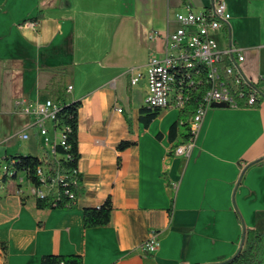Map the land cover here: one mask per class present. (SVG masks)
Masks as SVG:
<instances>
[{
	"label": "crops",
	"instance_id": "0c3cea01",
	"mask_svg": "<svg viewBox=\"0 0 264 264\" xmlns=\"http://www.w3.org/2000/svg\"><path fill=\"white\" fill-rule=\"evenodd\" d=\"M223 1L231 19L216 38L221 49L235 51L225 65L256 86L264 81V0ZM209 4L0 0V126L20 129L19 139L27 133L44 155L38 130L15 104L52 101L47 86L62 72L66 95L81 102L82 176L73 209H38L32 196L22 205L15 181L6 182L0 264H40L49 254L82 255L84 264H221L242 248L245 229L264 232V104L211 107L190 157H179L173 151L183 130L175 141L169 136L179 111H163L145 126L139 110L147 81L132 85L128 73L145 75L149 59L164 55L177 13ZM123 141L134 145L119 151ZM13 154L38 156L8 145L0 159ZM108 197L109 226L85 229L83 209ZM153 233L158 249L147 254L142 245Z\"/></svg>",
	"mask_w": 264,
	"mask_h": 264
},
{
	"label": "built area",
	"instance_id": "2783aa9c",
	"mask_svg": "<svg viewBox=\"0 0 264 264\" xmlns=\"http://www.w3.org/2000/svg\"><path fill=\"white\" fill-rule=\"evenodd\" d=\"M210 2L211 4L201 11L196 12L191 5H187L185 13L176 14L178 28L168 35L164 55L152 56L149 59L145 75L134 74L132 70L128 72L132 85H137L142 78H146L148 94L145 104L162 111H180L190 101L194 92H203L196 114L189 122V141L179 144L173 151L174 155L179 157H190L203 118L213 104L224 103L232 108H239L242 102L249 108L258 103L264 104L262 92L248 83L234 66L225 65V59L229 56L233 59L235 51L232 46L221 49L216 34L226 27L231 15L223 0ZM238 60L242 62L244 56L239 55ZM227 78H231L232 83H229ZM71 89L72 87H69L68 91ZM15 106L30 119L31 127L38 130L49 155L55 160L58 159L56 146L64 144L63 131L56 129L59 106L51 100L17 101ZM117 111L122 113L123 110L118 108ZM20 139L28 140L29 135L21 134ZM14 174L5 160L0 159V190L5 189L7 182L2 181L1 177L8 175L9 181L13 180ZM37 176L43 183L50 179L52 183L49 190L53 191H57V180L63 177L53 173L47 165L38 168ZM17 180L19 183H25L22 176ZM45 187L31 185L27 194L34 198H44L48 191ZM18 193L23 194V191L19 190ZM157 249L158 238L157 234L153 233L142 245V250L147 254H154Z\"/></svg>",
	"mask_w": 264,
	"mask_h": 264
},
{
	"label": "trees",
	"instance_id": "16d2710c",
	"mask_svg": "<svg viewBox=\"0 0 264 264\" xmlns=\"http://www.w3.org/2000/svg\"><path fill=\"white\" fill-rule=\"evenodd\" d=\"M62 72H57L49 82L47 88L51 91L52 101L57 103L59 111L56 115V129L63 131V145L56 146V155L58 159L52 158L49 153L45 152L42 158L34 155L15 154L5 156L3 160L13 171V180L17 191L22 190L21 204L24 205L27 198L29 186L41 187L46 186L47 195L44 198H35L38 209H73L77 207L78 196L82 191V176L78 170V161L80 153L78 150V127H79V110L80 101H72L66 95L65 83ZM232 83L231 78H227ZM256 88L264 95V81H260ZM203 93V92H202ZM202 93L196 91L186 106L179 111L178 120L170 128L169 136L171 141L178 138V131L183 130L181 134V143L189 141V122L196 114ZM260 103L253 107L259 106ZM239 108H249L241 103ZM159 108L148 107L146 104L140 108V120L145 126H148L154 119L162 114ZM134 145L133 142L123 141L117 149L123 151ZM120 159H118V162ZM42 165H47L53 173L60 174L63 177L57 180V191L49 190L52 181L49 179L43 183L37 176V170ZM24 175L25 183H19V176ZM8 175L1 177L2 181H8ZM26 186V188H25ZM5 190L8 187L5 186ZM3 191V190H2ZM3 191V192H4ZM113 211L111 198L108 197L99 207H86L83 209V225L85 229L107 227L111 222ZM4 250H6V245ZM40 264H84L82 255H44ZM221 264H264V232L256 229H245L242 241V248L229 260Z\"/></svg>",
	"mask_w": 264,
	"mask_h": 264
},
{
	"label": "rangeland",
	"instance_id": "374dc122",
	"mask_svg": "<svg viewBox=\"0 0 264 264\" xmlns=\"http://www.w3.org/2000/svg\"><path fill=\"white\" fill-rule=\"evenodd\" d=\"M192 1H195V0H192ZM19 130L20 129L8 131V128H5L4 126H0V152L1 150L4 149L5 146L13 145V146H16L17 149L22 152H29V151L35 152L36 154H38L40 158H42L43 157L42 150L40 149L39 146H35L33 140H30V139L22 140V139H19L18 135L16 136V133ZM7 138H9V140L7 142H4ZM23 176L24 175H22V177Z\"/></svg>",
	"mask_w": 264,
	"mask_h": 264
},
{
	"label": "water",
	"instance_id": "95a60500",
	"mask_svg": "<svg viewBox=\"0 0 264 264\" xmlns=\"http://www.w3.org/2000/svg\"><path fill=\"white\" fill-rule=\"evenodd\" d=\"M212 108H229V106L224 103H217V104H213Z\"/></svg>",
	"mask_w": 264,
	"mask_h": 264
}]
</instances>
